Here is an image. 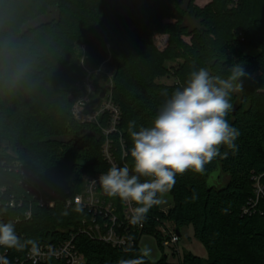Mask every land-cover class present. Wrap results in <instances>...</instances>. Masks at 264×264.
<instances>
[{
	"label": "trees",
	"instance_id": "1",
	"mask_svg": "<svg viewBox=\"0 0 264 264\" xmlns=\"http://www.w3.org/2000/svg\"><path fill=\"white\" fill-rule=\"evenodd\" d=\"M195 1L0 0V189L5 188L6 195L20 194L18 174L5 170L14 161L37 176L41 185L55 189L60 201L62 189L50 177L60 162H72L74 178L67 186L71 193L78 191L83 175L110 168L101 155L99 129L75 121L71 114L74 100L69 97L84 77L77 44L85 45L91 68L105 60L109 46L112 100L120 111L118 131L130 167V121L136 122V130L150 126L164 102L185 86L191 71L206 67L212 75L226 76L229 66L242 63L249 76L241 78L243 91L232 94L233 109L226 117L239 131L236 148L222 146L226 156L207 164L203 174L189 170L178 175L169 192L173 203L167 219L177 230L191 225L207 259L187 254L176 263L164 257L156 263L145 258V264H264V200L250 216L242 215L254 194V176L264 173V0H239L231 9L230 0H210L202 8ZM186 18L197 26L190 29ZM156 35L168 37L162 51L154 44ZM21 67L24 74L13 83ZM164 77H173L172 83H159ZM112 140L119 161L118 135ZM60 201L53 209L34 207L32 221L15 223L21 240L40 244L75 234L89 215L65 208ZM3 210L0 222L13 221L16 212ZM158 211V206L149 210L148 228L127 252L75 236L84 264L137 258L143 234L157 239L152 227ZM6 249L10 260L22 259L27 251ZM41 264L64 262L47 259Z\"/></svg>",
	"mask_w": 264,
	"mask_h": 264
},
{
	"label": "clouds",
	"instance_id": "2",
	"mask_svg": "<svg viewBox=\"0 0 264 264\" xmlns=\"http://www.w3.org/2000/svg\"><path fill=\"white\" fill-rule=\"evenodd\" d=\"M24 71L23 67L15 71L13 83L22 78ZM227 71L226 76L212 75L206 67L191 71L185 86L164 102L150 126L136 130V122H129L132 165L113 164L99 176V185L108 197L136 205L131 210V225L147 219L149 210L161 203L159 196L174 187L178 175L189 170L203 174L207 164L227 155L221 153L222 146L236 148L239 131L226 117L233 109L232 94L243 91L241 78L249 74L242 63L232 64ZM142 177L146 178L143 182ZM75 211H82V207L78 205ZM0 246L16 251L27 248L33 258L41 254L39 241L21 240L14 221L0 222ZM130 250L131 244L124 249ZM150 253L151 249L144 247L137 258L120 259L116 264H145Z\"/></svg>",
	"mask_w": 264,
	"mask_h": 264
},
{
	"label": "built area",
	"instance_id": "3",
	"mask_svg": "<svg viewBox=\"0 0 264 264\" xmlns=\"http://www.w3.org/2000/svg\"><path fill=\"white\" fill-rule=\"evenodd\" d=\"M239 0H230L228 8H236ZM240 41L243 37L239 34ZM111 52L106 46L105 60L94 70L85 68V77L76 84L72 93L74 100L71 114L75 121L79 123L94 124L99 129L103 138L101 155L103 160L111 167L115 164L118 167L127 165L125 145L118 131L120 120L119 108L112 100L113 75L110 66ZM102 84L103 87L96 92V86ZM103 93V97L100 95ZM96 95V99L91 100V96ZM98 99V101H97ZM118 135L120 148L119 161L115 158L112 135ZM4 165V164H2ZM5 170L14 171L18 174L21 192L18 196L6 195L5 188L0 189V221L4 217V208L16 212L13 218L15 223L30 222L33 219L34 207L43 209H53L60 201L57 199L55 189H47L39 183V178L28 171L21 163L14 161L5 165ZM105 174V173H103ZM101 174H85L81 178L83 186L81 192L71 193L69 189L60 188L62 200L65 208L82 207L87 212L88 218L81 220L80 227L75 234H70L68 239L47 240L40 243L41 254L35 258L30 257L28 249L22 259L10 260L8 250L0 246V264H41L47 259H54L64 262V264H84V258L76 249L73 243L77 235H85L89 239L102 242L112 248L124 251L129 244H135V239L144 229L148 228L146 220L139 225H131L129 218L131 210L136 205L121 201L119 198H110L99 185ZM96 181V183H92ZM254 194L249 207L242 209V215L250 216L254 207L260 200H264V173L254 176ZM170 208V207H169ZM159 210V216L155 218V225L152 227L157 236L161 248H168L173 255H178L177 244L180 234L174 223L167 219V211ZM148 219V217H147ZM66 232L65 230H59ZM129 237L132 239L129 240ZM179 257V256H178Z\"/></svg>",
	"mask_w": 264,
	"mask_h": 264
},
{
	"label": "rangeland",
	"instance_id": "4",
	"mask_svg": "<svg viewBox=\"0 0 264 264\" xmlns=\"http://www.w3.org/2000/svg\"><path fill=\"white\" fill-rule=\"evenodd\" d=\"M42 20L43 19H40L38 23L41 22ZM184 24L188 26L190 29L197 26V22L190 18H186ZM161 36L162 35H158L154 37V44L157 47V49L160 51L163 50L164 48L163 45L165 44V41H167L166 39L168 38L167 36H165L166 38ZM184 40L188 42L189 39L184 38ZM85 50H86L85 45L77 44L76 51L79 60L78 62L84 74V77L86 75L84 67L89 68L90 70H94L97 68V67L91 68L90 66H88ZM254 52H255L254 50H248V53L250 54H254ZM172 81H173V77H164L159 80V83L170 85ZM101 87H103L102 84H98L96 86V92L102 89ZM94 99H96V95L91 96V100L93 101ZM71 166H72V162H60L56 167L52 169L50 173V177L58 184L59 188H66L68 184L73 180L74 173L71 171ZM214 180H215L214 178L210 179L209 183H212ZM82 186H83V180L82 178H80L77 185L78 188L77 192L82 191L81 190ZM159 198L161 199V203L157 205L159 210H165L172 206L173 200L169 192L160 195ZM178 232L180 234V240L177 244V248L179 251V254L177 256L173 255L170 249L161 248L157 239L154 237L153 234H143L139 238L138 247L139 249H142L144 247L151 249L150 255L146 257L148 261L151 263H156L158 260H161L164 257L166 258V261L168 263H176L179 259L183 258L187 254H191L193 256L199 257L202 260L207 259V252L203 244L194 237L193 228L191 225H185L179 227Z\"/></svg>",
	"mask_w": 264,
	"mask_h": 264
},
{
	"label": "crops",
	"instance_id": "5",
	"mask_svg": "<svg viewBox=\"0 0 264 264\" xmlns=\"http://www.w3.org/2000/svg\"><path fill=\"white\" fill-rule=\"evenodd\" d=\"M209 2H210V0H196V1H195V4H196L198 7L202 8V7H204L205 5H207ZM156 36H158V35H156ZM161 37H165V36L162 35ZM165 38H166V37H165ZM166 40H167V39H166ZM166 43H167V41H165V44L163 45V47H165ZM163 49H164V48H163Z\"/></svg>",
	"mask_w": 264,
	"mask_h": 264
},
{
	"label": "water",
	"instance_id": "6",
	"mask_svg": "<svg viewBox=\"0 0 264 264\" xmlns=\"http://www.w3.org/2000/svg\"><path fill=\"white\" fill-rule=\"evenodd\" d=\"M100 97H101V98L103 97V93L100 95ZM69 100H72V94H71V96L69 97ZM97 101H98V99H97Z\"/></svg>",
	"mask_w": 264,
	"mask_h": 264
}]
</instances>
